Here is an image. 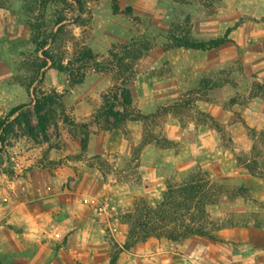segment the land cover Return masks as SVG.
<instances>
[{
  "label": "rangeland",
  "instance_id": "374dc122",
  "mask_svg": "<svg viewBox=\"0 0 264 264\" xmlns=\"http://www.w3.org/2000/svg\"><path fill=\"white\" fill-rule=\"evenodd\" d=\"M28 6L27 0H0V45L4 43L7 50H12L13 68L16 67L12 77L21 90L17 94L14 91L13 98L1 97L4 92H0V117H5L14 106L23 105L16 115L26 112L32 124L28 125L23 117L9 139L0 142V180L4 174L34 169L40 174H74L82 169L104 174L115 185L130 187L122 189L127 191L123 195L103 197L107 200L104 230L109 245L106 257L92 264H206L200 257L206 250L210 256L220 251L227 264H264V136L259 139L264 124H256L260 122L256 111L264 100V72L255 71L256 65L264 64V0H84V9L71 11L68 21L82 43L80 46L91 47L101 54L102 60L134 38L149 48L137 62L134 75L124 73L119 81L114 74L78 62L83 50L71 40L66 53L67 69L59 70L50 62L40 71L44 55L36 49L32 26L36 15ZM77 15L78 22L74 19ZM176 35L227 41L218 47L195 49L175 45L172 38ZM2 54L0 75L7 71ZM217 54L221 60L230 57L233 62L211 65L209 62ZM173 60L183 68H172ZM182 69L187 70L191 81L172 86L160 81L168 71L177 73ZM30 82L32 88L28 86ZM228 84L235 87L228 100L233 114L222 120L204 110L202 102L217 101L218 89ZM25 87L30 95L24 92ZM52 89L60 92V106H45L43 114L47 121L41 126L34 92ZM126 90L132 96L129 117L121 115ZM114 93L119 94L118 101L114 99V110L120 119L112 114L110 121L119 123V127L105 128V118L100 120L99 112L104 97L109 94L112 98ZM163 107L167 109L156 120L135 119L139 112L154 113ZM172 119L186 132L191 130L192 123L197 124L196 137L186 134L179 140L168 136ZM93 121L108 131L109 140H116L114 131H118L130 142V149L88 154ZM204 125L225 138L216 150L199 137ZM242 130L252 138L251 146L235 145ZM75 139L81 143L79 152L69 148ZM144 143L157 148L158 162L152 160L156 157L143 154ZM36 148L40 156L28 164L22 155L35 152ZM228 149L236 160L231 175H236H225V181L231 183H224L214 178L209 166ZM81 159L82 165L78 164ZM192 175L220 185L221 190L211 192V199L218 201L210 203L209 198L204 210L195 212V218V214L189 213L185 220L181 217L177 221L193 222L208 233L184 234L180 239L169 238L166 230L162 237L132 233L133 226L141 229L142 220L162 222L159 216L149 218L143 210L145 205L156 210L170 184L183 183ZM211 243L220 246L219 251ZM128 250L137 256L124 253ZM81 263L90 264L68 258V264Z\"/></svg>",
  "mask_w": 264,
  "mask_h": 264
},
{
  "label": "crops",
  "instance_id": "0c3cea01",
  "mask_svg": "<svg viewBox=\"0 0 264 264\" xmlns=\"http://www.w3.org/2000/svg\"><path fill=\"white\" fill-rule=\"evenodd\" d=\"M0 52L3 53L1 57L7 70L5 74L0 75V83H4V86L0 85V92L5 94H1V97L13 98L14 91L16 94L21 92L17 89L18 84L12 77L16 70V67L13 68L15 66L13 53L12 50H7L4 43L0 45ZM224 61L217 54L209 63L220 65ZM225 62H233V58L229 57ZM209 63H203V65ZM173 64L175 65H172V68L179 66L183 68L182 65L177 66L179 64L177 60H173ZM226 66L229 65L224 67ZM255 68L257 74L264 72L263 63L256 65ZM188 75L185 69L177 73L168 71L160 81L172 86L173 83L191 81ZM24 89V92L30 95L28 89L26 87ZM234 91L235 87L232 84L225 85L217 91L218 100L203 101L202 108L212 112L219 119L230 118L233 113L232 108L228 106V100ZM261 102L262 107L256 111L260 122L256 124L262 127L264 100ZM90 120L91 117L87 121L90 122ZM91 124L92 134L88 151H86L88 154L104 153L110 150L127 152L130 149V142L118 131H114L117 139L109 140L108 131L94 121ZM205 127H202L199 137L205 138L209 146L216 150L225 138L217 130L207 125ZM197 133L195 123H192L191 130L187 132L181 129L176 119L168 123L167 134L173 139L182 140L186 134L196 137ZM252 141V138L242 130L234 142L235 145L247 147L252 145ZM70 143L71 151L82 150L79 140L75 139ZM43 147L44 145L40 146V149ZM142 151L148 157H156L152 160L159 161L160 154L158 155L157 148L153 144L144 143ZM39 156L37 148L35 152H26L22 155L28 164L35 162ZM83 162L84 159H81L78 164L82 165ZM235 165L234 155L228 149L225 155L212 160L209 168L216 180L231 183L225 181L224 177L227 174L230 177L236 175H231ZM220 172L224 173L220 174ZM155 175L153 174L154 179ZM244 176L249 177V174ZM127 188L130 187H124L120 183L118 185L110 183L104 174H92L82 169L74 174H40L38 169L19 174H4L3 180H0V258L3 264H68L69 257L82 259L92 264L100 258H105L109 244L104 230V223L107 220L104 209H107V200L103 197L123 195L127 191L124 192L122 189ZM230 231L232 230H228V234ZM211 244L213 246V243ZM213 247L219 251L220 246ZM206 251L202 253L203 257L200 255L204 263L227 264L220 251L216 255L213 253L212 256L209 253L206 254ZM124 253H130L132 257L137 256L133 250ZM186 258L189 257L186 256Z\"/></svg>",
  "mask_w": 264,
  "mask_h": 264
},
{
  "label": "trees",
  "instance_id": "16d2710c",
  "mask_svg": "<svg viewBox=\"0 0 264 264\" xmlns=\"http://www.w3.org/2000/svg\"><path fill=\"white\" fill-rule=\"evenodd\" d=\"M29 2L28 9L33 12L36 17L32 22V26L35 29V43L37 51H41L44 58L39 64V70L51 65L59 70L67 69L66 53L69 48V41L74 46H80L82 43L77 39L73 30L69 28L68 21H70L71 11L84 9V0H27ZM77 22L80 16L77 15L74 18ZM231 30L229 28L228 32ZM173 43L177 46H184L195 49H210L218 47L227 41V38H217L211 40L194 39L189 35L173 36ZM83 50L82 54L78 56L77 61L81 62L86 67H92L96 71H104L110 74H114L116 80L122 79V74L126 73L128 76L134 75V68L143 56L144 52L149 49L148 46L143 45L142 42H138L137 39H133L130 43L125 44L120 50H112L109 56L101 59V54L95 52L89 46H80ZM116 74V75H115ZM30 88L33 86V82L28 84ZM125 90V89H124ZM126 92V93H125ZM124 92L125 102L122 104L125 109L121 115L129 117L127 112L132 106V96L130 91ZM35 107L40 119V125L43 126L46 123V116L43 114L45 106L48 104L51 107L60 106V92L57 89H52L49 92L36 93ZM119 94L114 93L111 98L109 94L104 97V104L100 109L99 119L105 118L104 127H119V123H112L110 117L112 114H116L117 119H120L118 114L114 110V106L117 104ZM116 99V101H114ZM179 105L176 104V106ZM23 105L14 106L5 117H0V142H6L9 136L14 132L17 123L21 122L22 118L26 119L28 125H32L28 120V114L26 112L18 111ZM167 107H163L157 112L144 114L139 112L135 119H143L145 121H153L160 118L161 113H164ZM264 136V130L261 132L259 139L262 140ZM88 137V136H87ZM87 142V138L84 140V145ZM257 147V146H255ZM251 167V166H250ZM255 174V170L250 168ZM203 176L192 175L183 183L170 184L168 190L165 193L164 201L158 206L156 210H151L146 204L144 212L148 214V217L159 216L162 222L154 221H141V229L139 226L132 227V233L134 234H146L156 235L162 237L164 230H166V236L171 239H180L184 234H206L208 233L206 228L198 226L193 222L186 223L182 221L178 224L177 219L185 217L187 214L203 211L205 203L210 198V203H216L217 198L211 199L214 195L212 191L221 190V186L218 184H210L209 181H205ZM200 212V213H201ZM196 217V214L193 216ZM0 264L2 260L0 258ZM82 264V263H81Z\"/></svg>",
  "mask_w": 264,
  "mask_h": 264
}]
</instances>
